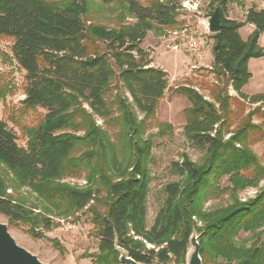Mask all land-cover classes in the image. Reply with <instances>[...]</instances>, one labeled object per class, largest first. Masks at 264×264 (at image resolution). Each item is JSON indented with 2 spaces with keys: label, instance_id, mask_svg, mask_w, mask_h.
<instances>
[{
  "label": "trees",
  "instance_id": "obj_1",
  "mask_svg": "<svg viewBox=\"0 0 264 264\" xmlns=\"http://www.w3.org/2000/svg\"><path fill=\"white\" fill-rule=\"evenodd\" d=\"M184 1L0 0V37L13 41L10 51L25 73L22 104L46 111L37 127L24 130L26 148L0 120V165L17 188H28L42 204L35 213L37 208L11 200L0 176V215L9 223L27 226L39 239L53 228L52 218L87 208L98 238L96 254L87 256L92 264H120L115 244L140 264H185L193 231L202 264H264V167L248 145L259 127L248 114L225 140L231 100L222 92L212 103L193 88L175 90L189 102L183 133L205 157L195 164L183 155L171 164L178 181L165 186L163 207L146 226L151 144L142 136L168 85L166 73L150 67L140 45L149 32L179 28ZM204 1L207 17L216 9L220 14L221 30L212 36V69L228 77L238 99L264 106V92L249 99L241 93L250 79L247 61L264 57L258 46L264 9L251 7L244 21L236 22L227 16L231 0ZM246 25L254 28L244 41L238 31ZM113 84L116 93L110 99ZM95 118L105 127L118 126L117 143ZM80 174L88 184L84 190L59 183ZM224 177L229 187L221 190ZM262 182L255 197L239 200V192ZM223 192L229 193L227 206L204 209ZM241 233L253 243L237 244Z\"/></svg>",
  "mask_w": 264,
  "mask_h": 264
},
{
  "label": "rangeland",
  "instance_id": "obj_2",
  "mask_svg": "<svg viewBox=\"0 0 264 264\" xmlns=\"http://www.w3.org/2000/svg\"><path fill=\"white\" fill-rule=\"evenodd\" d=\"M191 2L198 6V11L181 10L177 17V20L181 22L179 28L164 30L160 33L149 32L140 45V48L147 52L148 58L151 60L150 67L161 69L166 73L168 85L163 98L157 103L154 117L145 122L146 131L142 136V139L151 144L148 164L150 183L146 199L147 228L151 227L157 213L163 207L166 199L165 186L178 181V178L171 172V164L180 162L183 155L195 164H201L205 157L201 150L191 145L183 133L184 110L189 107V102L184 95L175 92L177 88H193L212 103H214V96L219 92L227 94L231 101L230 115L227 117L229 126L223 136L225 140L241 127L247 121L248 116L253 113L250 119L251 124L258 126L259 129L250 136L248 145L264 167V106L251 105L238 99L228 77L218 76L212 69L213 34H207L202 25L203 20L208 18L209 8L204 0ZM262 6L261 2L256 0H231L228 4L227 16L236 22H242L247 9L253 7L260 10ZM184 27L200 32V39L205 45L203 56L200 59L192 58L183 52L166 49L169 33ZM252 31L253 29L246 25L240 28L238 33L241 39L246 41ZM12 42L9 38L0 37V120L5 122L8 129L16 135L17 145L26 148L28 136L24 130L37 127L43 121L46 111L40 107L27 109L22 104L25 99V73L13 59L10 51ZM258 46L264 51V31L260 34ZM246 68L250 79L242 88L241 93L244 92L245 95L260 93L259 91L264 87V57L249 59ZM113 85L114 87L108 95L110 99L116 93L115 84ZM137 117L138 120L143 119L142 114L137 113ZM94 120L97 126L108 133L111 141L117 143L118 126L111 123L113 125L105 127L98 118ZM163 123L170 128L160 130L158 125ZM77 134L81 135V133ZM81 151L82 149L79 148L73 156L77 157ZM244 175L249 176L250 172H245ZM0 176L5 183V194L11 200L24 202L27 207L37 208L35 213L40 211L42 204L38 196L26 187L17 188L12 175L1 165ZM59 183L77 190H84L88 187L84 174L64 177L59 180ZM262 185L263 182L257 188H247L239 192L237 195L239 200L243 202L255 197ZM219 187L221 190L229 187L227 177L220 180ZM229 203V193L223 192L205 202L204 209L221 208ZM52 221L53 228L43 231L42 237L37 239L29 233L27 226L11 224L0 215V223L7 225L8 232L17 245L35 255L43 264H92L87 256L96 254L98 238L95 236L93 219L87 208L67 218H52ZM197 225L202 227L200 223ZM262 230L264 232V228ZM253 241L254 239L249 235L242 233L236 239L237 244L245 243L246 246L251 245ZM219 262L221 263V261Z\"/></svg>",
  "mask_w": 264,
  "mask_h": 264
},
{
  "label": "water",
  "instance_id": "obj_3",
  "mask_svg": "<svg viewBox=\"0 0 264 264\" xmlns=\"http://www.w3.org/2000/svg\"><path fill=\"white\" fill-rule=\"evenodd\" d=\"M208 31L217 34L221 30L219 10H214L208 18ZM190 248L186 255L185 264H202L199 254V243L196 232L193 231L189 238ZM119 254L120 264H140L129 257V254L115 244ZM0 264H43L35 255L17 245L8 232L7 225L0 223Z\"/></svg>",
  "mask_w": 264,
  "mask_h": 264
},
{
  "label": "built area",
  "instance_id": "obj_4",
  "mask_svg": "<svg viewBox=\"0 0 264 264\" xmlns=\"http://www.w3.org/2000/svg\"><path fill=\"white\" fill-rule=\"evenodd\" d=\"M191 3L189 0L182 2V10L192 9V11L197 12L198 6ZM208 18L202 22L203 29L207 34H209ZM165 47L170 51L183 52L195 59H200L205 50V45L200 39V32L195 29H189L188 27L170 32Z\"/></svg>",
  "mask_w": 264,
  "mask_h": 264
},
{
  "label": "crops",
  "instance_id": "obj_5",
  "mask_svg": "<svg viewBox=\"0 0 264 264\" xmlns=\"http://www.w3.org/2000/svg\"><path fill=\"white\" fill-rule=\"evenodd\" d=\"M256 1H260V2H261V5H263V6H262V9H264V0H256ZM247 10H248V9H247ZM227 13H228V12H227ZM228 19L233 20L231 17H229ZM235 21H236V20H235ZM248 27L251 28V29L254 28L252 25H248ZM260 88H261V87H260ZM261 89H262V90L259 91L260 93H256V94L254 93V94H250V95H245L244 92H243V95L249 99L250 97H253V96H256V95H260V94H262V93L264 92V87H262ZM247 101H248V100H247ZM247 101H244V102H247ZM251 105H255V106H259V107L262 106V105H260L259 103H257V104H251Z\"/></svg>",
  "mask_w": 264,
  "mask_h": 264
}]
</instances>
